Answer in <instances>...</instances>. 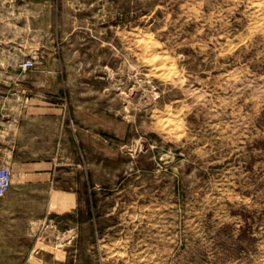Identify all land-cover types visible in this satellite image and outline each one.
<instances>
[{
    "label": "rangeland",
    "instance_id": "374dc122",
    "mask_svg": "<svg viewBox=\"0 0 264 264\" xmlns=\"http://www.w3.org/2000/svg\"><path fill=\"white\" fill-rule=\"evenodd\" d=\"M0 18L37 43L31 70L62 72L35 92L63 111L0 201V264H264V0H0Z\"/></svg>",
    "mask_w": 264,
    "mask_h": 264
},
{
    "label": "crops",
    "instance_id": "0c3cea01",
    "mask_svg": "<svg viewBox=\"0 0 264 264\" xmlns=\"http://www.w3.org/2000/svg\"><path fill=\"white\" fill-rule=\"evenodd\" d=\"M20 30L17 22L0 18V167L32 173L40 172L34 168L39 163L18 159L45 156L37 153L36 143L63 136L62 108L52 103L51 92L39 99L36 79L56 74L62 78V72L21 70L19 64L38 48L24 40Z\"/></svg>",
    "mask_w": 264,
    "mask_h": 264
},
{
    "label": "built area",
    "instance_id": "2783aa9c",
    "mask_svg": "<svg viewBox=\"0 0 264 264\" xmlns=\"http://www.w3.org/2000/svg\"><path fill=\"white\" fill-rule=\"evenodd\" d=\"M35 61L32 58H28L19 64V67L23 71L33 69ZM13 184V172L9 166L0 167V201L4 199L10 192Z\"/></svg>",
    "mask_w": 264,
    "mask_h": 264
},
{
    "label": "bare ground",
    "instance_id": "6f19581e",
    "mask_svg": "<svg viewBox=\"0 0 264 264\" xmlns=\"http://www.w3.org/2000/svg\"><path fill=\"white\" fill-rule=\"evenodd\" d=\"M155 48H153V47L151 48V50H150V59L148 60V65L151 67L152 72L154 74H158V75H161V76H165V75H168V74L169 75L176 74L174 66L171 65V62H169V60L167 58L158 57L157 55H155V51H154ZM183 85H185V84H183ZM129 219L130 220H134V219H137V218H136V216H130Z\"/></svg>",
    "mask_w": 264,
    "mask_h": 264
}]
</instances>
